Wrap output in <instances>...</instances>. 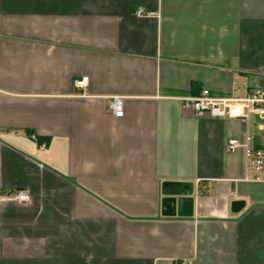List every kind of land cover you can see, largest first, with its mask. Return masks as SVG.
<instances>
[{
    "label": "crops",
    "instance_id": "0c3cea01",
    "mask_svg": "<svg viewBox=\"0 0 264 264\" xmlns=\"http://www.w3.org/2000/svg\"><path fill=\"white\" fill-rule=\"evenodd\" d=\"M256 86L264 0H0V264H264V182L227 148L257 119L180 99Z\"/></svg>",
    "mask_w": 264,
    "mask_h": 264
},
{
    "label": "built area",
    "instance_id": "2783aa9c",
    "mask_svg": "<svg viewBox=\"0 0 264 264\" xmlns=\"http://www.w3.org/2000/svg\"><path fill=\"white\" fill-rule=\"evenodd\" d=\"M135 13L138 16L145 14L141 7H138ZM147 14L151 15L152 12ZM87 81V76L73 78L72 87L78 91L74 95H86L84 89ZM180 99L197 114L206 112L218 119H238L247 125L251 119L256 118L257 133L251 132L247 128L241 140L228 139L227 148L229 151L241 148L245 167L254 172L253 180L264 182V87H253L243 95H217L208 88H202L197 95L182 96ZM108 107L113 116L122 117L124 114L123 97L111 96ZM29 137L37 140L35 134L31 133ZM40 146L45 149L46 144L40 143ZM4 196L17 202L29 200V195L24 191L10 192ZM175 264H191V262H176Z\"/></svg>",
    "mask_w": 264,
    "mask_h": 264
},
{
    "label": "water",
    "instance_id": "95a60500",
    "mask_svg": "<svg viewBox=\"0 0 264 264\" xmlns=\"http://www.w3.org/2000/svg\"><path fill=\"white\" fill-rule=\"evenodd\" d=\"M162 214L174 215L175 213L182 216L192 214L193 197L190 184L184 182H163ZM242 201H234L233 205L240 206Z\"/></svg>",
    "mask_w": 264,
    "mask_h": 264
},
{
    "label": "trees",
    "instance_id": "16d2710c",
    "mask_svg": "<svg viewBox=\"0 0 264 264\" xmlns=\"http://www.w3.org/2000/svg\"><path fill=\"white\" fill-rule=\"evenodd\" d=\"M37 142H38V143H42V142H43V138H38V139H37Z\"/></svg>",
    "mask_w": 264,
    "mask_h": 264
},
{
    "label": "rangeland",
    "instance_id": "374dc122",
    "mask_svg": "<svg viewBox=\"0 0 264 264\" xmlns=\"http://www.w3.org/2000/svg\"><path fill=\"white\" fill-rule=\"evenodd\" d=\"M252 131H254L255 133H257L256 127L254 125L252 126Z\"/></svg>",
    "mask_w": 264,
    "mask_h": 264
}]
</instances>
